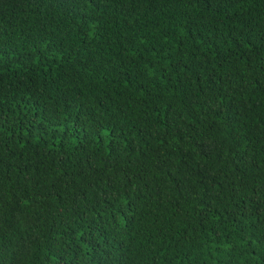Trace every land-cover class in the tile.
Wrapping results in <instances>:
<instances>
[{
  "label": "trees",
  "instance_id": "obj_1",
  "mask_svg": "<svg viewBox=\"0 0 264 264\" xmlns=\"http://www.w3.org/2000/svg\"><path fill=\"white\" fill-rule=\"evenodd\" d=\"M0 264H264V0H0Z\"/></svg>",
  "mask_w": 264,
  "mask_h": 264
}]
</instances>
